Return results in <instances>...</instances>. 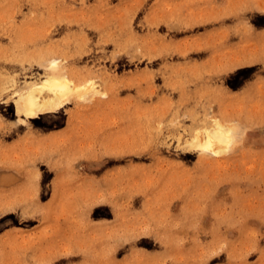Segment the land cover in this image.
<instances>
[{"label": "rangeland", "instance_id": "1", "mask_svg": "<svg viewBox=\"0 0 264 264\" xmlns=\"http://www.w3.org/2000/svg\"><path fill=\"white\" fill-rule=\"evenodd\" d=\"M0 264H264V0H0Z\"/></svg>", "mask_w": 264, "mask_h": 264}, {"label": "bare ground", "instance_id": "2", "mask_svg": "<svg viewBox=\"0 0 264 264\" xmlns=\"http://www.w3.org/2000/svg\"><path fill=\"white\" fill-rule=\"evenodd\" d=\"M82 89L84 88L73 84L65 75H50L41 83L39 88H33L22 96L18 110L26 115L37 111L50 110L60 103L59 101L64 97ZM45 91L48 92L47 96ZM41 93L46 97L41 96ZM231 132V128L217 121L212 126L205 128L204 133H202L203 136L196 134L194 138L195 146L213 152H220L224 145L232 141Z\"/></svg>", "mask_w": 264, "mask_h": 264}]
</instances>
